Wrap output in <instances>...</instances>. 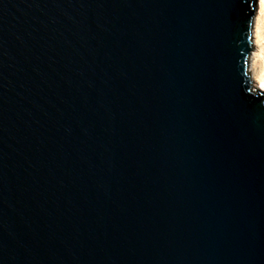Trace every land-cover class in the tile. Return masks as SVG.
I'll list each match as a JSON object with an SVG mask.
<instances>
[{
	"label": "water",
	"instance_id": "obj_1",
	"mask_svg": "<svg viewBox=\"0 0 264 264\" xmlns=\"http://www.w3.org/2000/svg\"><path fill=\"white\" fill-rule=\"evenodd\" d=\"M260 0H0V264H264Z\"/></svg>",
	"mask_w": 264,
	"mask_h": 264
},
{
	"label": "bare ground",
	"instance_id": "obj_2",
	"mask_svg": "<svg viewBox=\"0 0 264 264\" xmlns=\"http://www.w3.org/2000/svg\"><path fill=\"white\" fill-rule=\"evenodd\" d=\"M254 47L250 60L251 81L256 90L264 91V0L254 22Z\"/></svg>",
	"mask_w": 264,
	"mask_h": 264
}]
</instances>
